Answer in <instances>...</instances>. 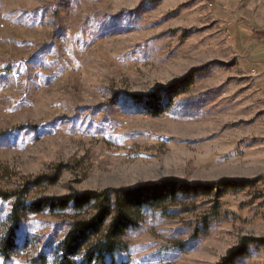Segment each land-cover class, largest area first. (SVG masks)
<instances>
[{"label": "rangeland", "instance_id": "rangeland-1", "mask_svg": "<svg viewBox=\"0 0 264 264\" xmlns=\"http://www.w3.org/2000/svg\"><path fill=\"white\" fill-rule=\"evenodd\" d=\"M0 25V264L61 261L78 213L21 217L6 250L1 197L59 166L24 202L260 179L143 210L114 264H216L264 239V0H0ZM229 264H264V243Z\"/></svg>", "mask_w": 264, "mask_h": 264}, {"label": "trees", "instance_id": "trees-1", "mask_svg": "<svg viewBox=\"0 0 264 264\" xmlns=\"http://www.w3.org/2000/svg\"><path fill=\"white\" fill-rule=\"evenodd\" d=\"M63 166L57 167L54 176H41L26 182L19 191L1 194L3 200L14 199L11 212L5 219L6 229L2 243L6 250L14 245V234L21 217L36 215L45 211H71L78 216L71 222L69 231L60 243L62 252L59 264H104L109 258L114 264V253L126 249L124 238L128 231L139 226L143 210L157 211L161 203L174 201L180 194H211L221 196L227 192H240L254 186L259 180L229 181L220 179L208 184H188L184 181H169L160 186L146 184L137 189H105L101 192L86 191L81 194L73 193L62 198H43L31 203L24 202V198L33 188L44 185H55ZM93 210L98 214L96 218L88 220L79 218ZM21 213V215H20ZM264 243V239L242 238L239 244L229 249L225 256L216 264H229L243 255L249 243ZM81 257L77 262L75 258ZM45 264V262L40 263Z\"/></svg>", "mask_w": 264, "mask_h": 264}, {"label": "built area", "instance_id": "built-area-1", "mask_svg": "<svg viewBox=\"0 0 264 264\" xmlns=\"http://www.w3.org/2000/svg\"><path fill=\"white\" fill-rule=\"evenodd\" d=\"M3 27V25H0V28H2Z\"/></svg>", "mask_w": 264, "mask_h": 264}]
</instances>
